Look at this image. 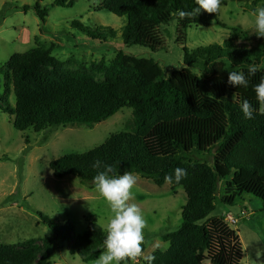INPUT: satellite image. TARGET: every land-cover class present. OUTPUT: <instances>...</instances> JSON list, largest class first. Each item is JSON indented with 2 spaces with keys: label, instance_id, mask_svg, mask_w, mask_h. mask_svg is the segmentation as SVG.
<instances>
[{
  "label": "trees",
  "instance_id": "16d2710c",
  "mask_svg": "<svg viewBox=\"0 0 264 264\" xmlns=\"http://www.w3.org/2000/svg\"><path fill=\"white\" fill-rule=\"evenodd\" d=\"M52 5L69 8L75 1L55 0ZM196 7V0L103 1L104 9L127 19L122 31L123 43L151 51L164 48L161 27L175 20L180 33L178 42L185 41V31L191 25L208 27L214 21L223 25L219 22V12L201 10L199 14L187 15ZM34 9L45 22L49 8L37 1ZM181 12L186 15L181 16ZM106 29L112 31L109 27ZM86 30L89 34L95 32ZM242 39L248 41V35L232 28L222 45L211 44L192 51L184 46L183 66L170 77L153 58L121 51L117 69L122 80L104 84L81 75L61 74L62 62L52 55V47H35L13 54L7 63L3 72L4 95L13 93L15 105H7L4 110L14 117L17 130L32 128L41 132L52 126L93 125L109 119L125 106L132 108L128 129L110 135L90 150L53 160L50 163L53 174L58 178L74 175L93 188V177L98 171L93 164L100 160L112 165L117 173H137L159 186L168 183L165 176L171 175L170 184L183 187L187 195L182 223L177 230L163 236L169 247L150 256L154 257L153 264H204L206 254H214L216 249L211 228L219 220L210 215L216 209L220 182L228 180L226 184L236 190L238 197L252 195L264 203V115L258 111L260 105L254 91L264 77V63H261L264 42L250 46L239 43ZM199 61H205L201 76L192 70L198 68ZM253 63L259 70L255 76L248 77L247 88L228 84L230 71L248 76L247 68ZM48 65L53 68L46 69ZM31 69H40L39 76L32 77ZM221 91H240L242 97L231 101ZM244 99L255 109L252 119H245L240 110ZM218 104L222 121L207 129L205 123L213 121ZM203 153L212 156V164L193 161V154ZM176 168L187 172L178 183L175 182ZM222 201L231 202L228 197ZM38 214L53 234L43 239L41 247L35 239L20 245L1 243L0 264H52L57 241L64 239L70 241L71 251L86 262L96 260L105 250L106 233L94 215L87 216L88 229L75 236L70 222L61 224L40 211ZM210 218L213 221L209 222ZM142 247L144 252L146 244ZM213 264L224 262L217 259Z\"/></svg>",
  "mask_w": 264,
  "mask_h": 264
},
{
  "label": "rangeland",
  "instance_id": "374dc122",
  "mask_svg": "<svg viewBox=\"0 0 264 264\" xmlns=\"http://www.w3.org/2000/svg\"><path fill=\"white\" fill-rule=\"evenodd\" d=\"M37 1L49 8L45 22L34 9ZM54 1L0 0V244L20 245L35 239L36 245L43 246V239L53 233L39 211L57 223L70 222L75 236L88 229V215H94L102 227L106 225L110 209L95 191V186L81 183L74 175L56 177L50 163L66 154L85 152L102 144L110 135L128 129V121L133 117V109L125 106L109 119L93 125L52 126L41 132L32 128L17 130L14 117L4 110L7 105H15L13 93L4 95L6 80L3 74L13 54L40 46L52 47V55L62 62L61 74L81 75L104 84L122 80L117 69L121 51L140 58H153L170 77L183 66L184 46L192 51L201 46L222 45L232 28L248 35V41L242 39L239 43L251 46L264 42V37L253 33L252 16L257 7H264V0H222L218 12L223 25L216 21L208 27L191 25L185 31V41H177L180 33L176 20L164 25L161 27L164 48L158 51L125 45L122 31L127 19L104 9V0H74L75 5L69 8L53 6ZM108 27L112 31L106 29ZM86 29L95 32L89 34ZM204 62L199 61L198 68L192 69L199 76L204 74ZM219 66L216 65V70ZM45 68L50 70L53 66ZM30 72L32 77H38L40 69ZM220 94L231 101L242 97L240 91H221ZM221 121L218 104L215 118L205 124L210 129ZM150 145L154 147L152 142ZM193 156V161L212 164L211 155ZM133 174L137 183L130 202L142 209L146 222L143 255L150 256L169 247L163 236L180 227L187 195L183 187H173L170 183L159 186ZM226 182L228 180H222L219 184L216 209L210 215L219 220L211 228L216 249L214 254H206L203 263L213 264L221 259L224 264H264V203L252 195L238 197L236 190L229 188ZM225 197L231 202L222 201ZM228 213L237 219L236 223L228 220ZM71 246L67 239L58 240L52 264H95V260L86 262L74 254ZM136 264H145V261L138 257Z\"/></svg>",
  "mask_w": 264,
  "mask_h": 264
},
{
  "label": "clouds",
  "instance_id": "9594fccd",
  "mask_svg": "<svg viewBox=\"0 0 264 264\" xmlns=\"http://www.w3.org/2000/svg\"><path fill=\"white\" fill-rule=\"evenodd\" d=\"M222 0H196L197 7L193 12L187 13L191 16L193 13L199 14L201 10L208 13H218ZM185 16L184 12L180 13ZM252 16L254 17V31L257 37H264V7H257ZM264 63V60L261 61ZM258 66L253 63L247 68L248 76L243 72L230 71L228 75V84L236 87H248V77L255 76ZM256 100L259 102V113L264 115V77L255 85ZM245 119L254 118V111L249 100L244 99L240 105ZM98 169L93 177L95 191L106 201L110 215L107 218L103 231L106 233L103 241L104 251L96 258L95 264H122L131 260L136 264L138 257H142L146 264H153L154 257L143 255L145 218L142 209L136 204L130 202L132 199V189L137 183V177L132 172L125 171L123 174L117 173L112 165H105L97 160L93 164ZM103 170H100V169ZM187 172L185 169H175V182H180ZM171 175L165 176V182H172Z\"/></svg>",
  "mask_w": 264,
  "mask_h": 264
},
{
  "label": "built area",
  "instance_id": "2783aa9c",
  "mask_svg": "<svg viewBox=\"0 0 264 264\" xmlns=\"http://www.w3.org/2000/svg\"><path fill=\"white\" fill-rule=\"evenodd\" d=\"M243 213H245V211H244ZM227 218H228V220H230L232 223H236V222H237V219H236L231 213H228Z\"/></svg>",
  "mask_w": 264,
  "mask_h": 264
}]
</instances>
